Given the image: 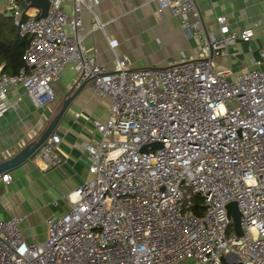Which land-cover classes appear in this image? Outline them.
Instances as JSON below:
<instances>
[{
	"label": "built area",
	"instance_id": "1",
	"mask_svg": "<svg viewBox=\"0 0 264 264\" xmlns=\"http://www.w3.org/2000/svg\"><path fill=\"white\" fill-rule=\"evenodd\" d=\"M47 2L40 15L26 0H0L30 39L18 70L0 72V115L18 107L12 86L35 106L51 102L68 63L76 82L87 80L110 104L104 119L93 120L97 136L80 143L90 176L63 194L64 212L46 217L45 237L25 239L23 214L0 219V264H172L187 257L223 264L229 253L240 264H264V47L234 77L215 63L230 45L249 41L264 18L231 29L221 14L216 29H206L194 0H155L157 12L181 18L199 55L137 68L118 56L110 69L84 43V8L95 18L92 30L103 26L93 12L98 0H72L69 12L61 0ZM60 141L53 131L41 143L34 155L42 168L65 160ZM10 178L0 173L1 181Z\"/></svg>",
	"mask_w": 264,
	"mask_h": 264
},
{
	"label": "crops",
	"instance_id": "2",
	"mask_svg": "<svg viewBox=\"0 0 264 264\" xmlns=\"http://www.w3.org/2000/svg\"><path fill=\"white\" fill-rule=\"evenodd\" d=\"M194 1L206 29L215 30V17L221 14L227 17L231 29L250 27L264 18V0ZM61 4L65 11H71L72 0H61ZM30 5L29 12L36 13L39 7ZM93 12L103 26L92 30L95 18L84 8L83 29L87 32L84 43L98 63L110 69L114 68L118 56H125L129 66L137 68L169 66L180 57L199 55L197 41L186 35L181 18L157 12L155 0H98ZM0 13L4 11L0 9ZM262 47L264 26L257 28L249 41L230 45L215 63L229 68L230 76L234 77L252 67L251 59L258 57ZM76 76L72 64L64 66L53 82L54 99L40 107L33 104L20 86L9 89V98L16 100L18 107L0 115V160L38 138L63 100L82 84L83 81H75ZM109 104V97L96 93L87 81L71 99L54 130L61 135L58 147L65 160L57 166L42 168V163L33 155L12 170L2 172H9L11 178L8 182L0 180V219L23 214L20 226L27 241L45 237L46 217L64 212L67 201L63 194L90 176L81 160L80 143L97 136L93 120L104 119ZM188 263L210 264L188 257L172 264ZM228 263L240 264L232 253L223 258V264Z\"/></svg>",
	"mask_w": 264,
	"mask_h": 264
},
{
	"label": "water",
	"instance_id": "3",
	"mask_svg": "<svg viewBox=\"0 0 264 264\" xmlns=\"http://www.w3.org/2000/svg\"><path fill=\"white\" fill-rule=\"evenodd\" d=\"M27 2L31 3L34 6H37L41 9L40 15H44L47 12L48 9V2L47 0H26ZM87 80H83L82 84L69 96H67L59 108L58 112L50 119L46 127L43 129V131L40 133L38 138L36 140L28 142L24 147H22L20 150L12 154L11 156H8L6 158H3L0 160V173L4 171H9L15 168L17 165L21 164L25 160L32 157L35 152L40 147L41 143L55 130L57 124L60 121L61 116L63 115L64 111L66 110L69 102L74 97V95L77 93V91L82 87L83 84H85ZM151 147H159L161 146V142L159 141H152L150 143ZM147 145H142L141 149L146 150ZM227 209L230 215H232L236 231L238 233H241L240 227H239V211L236 206L235 201H231L227 204Z\"/></svg>",
	"mask_w": 264,
	"mask_h": 264
},
{
	"label": "trees",
	"instance_id": "4",
	"mask_svg": "<svg viewBox=\"0 0 264 264\" xmlns=\"http://www.w3.org/2000/svg\"><path fill=\"white\" fill-rule=\"evenodd\" d=\"M30 39L19 35L18 27L11 16L0 13V72L15 73L23 64L25 50L29 46ZM199 199L194 197L193 208L199 213Z\"/></svg>",
	"mask_w": 264,
	"mask_h": 264
},
{
	"label": "rangeland",
	"instance_id": "5",
	"mask_svg": "<svg viewBox=\"0 0 264 264\" xmlns=\"http://www.w3.org/2000/svg\"><path fill=\"white\" fill-rule=\"evenodd\" d=\"M0 9L4 11V14H5V15H10V13H11V11H12V9H10V10H5V9L3 8V6L0 7ZM188 264H189V263H188ZM228 264H230V263H228Z\"/></svg>",
	"mask_w": 264,
	"mask_h": 264
}]
</instances>
